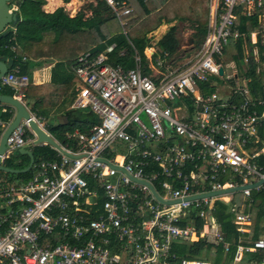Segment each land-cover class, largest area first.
<instances>
[{
    "label": "built area",
    "instance_id": "1",
    "mask_svg": "<svg viewBox=\"0 0 264 264\" xmlns=\"http://www.w3.org/2000/svg\"><path fill=\"white\" fill-rule=\"evenodd\" d=\"M104 2L125 24L119 19L131 9ZM10 10L18 13L16 3ZM252 16L259 25L250 35L264 33V0H208L198 48L187 58L159 51L154 67L152 53L148 71L136 55L132 68L109 65L105 53L113 46L77 56L69 65L76 86L67 111H88L96 122L86 132L64 133L62 142L28 108V77L8 45L0 90L12 94L29 120L20 118L6 137L0 165L19 149L47 145L34 144L29 121L56 147L49 146L54 159L32 163L26 180L0 185V264H213L173 250L199 241L213 253L220 247L223 257L233 248L228 264H264V237L241 236L252 224L246 210L257 204L252 195L264 191V137L258 135L264 105L250 109L261 103L244 89L233 91L242 98L238 105L222 101L215 89L205 91L213 79H225L218 75L225 68L221 57L243 37L238 20ZM8 29L13 41L15 28ZM10 108L0 102V115ZM11 121L0 119V136ZM117 148L122 153L113 155ZM238 187L220 198L238 234L230 243L210 198L194 197Z\"/></svg>",
    "mask_w": 264,
    "mask_h": 264
},
{
    "label": "trees",
    "instance_id": "2",
    "mask_svg": "<svg viewBox=\"0 0 264 264\" xmlns=\"http://www.w3.org/2000/svg\"><path fill=\"white\" fill-rule=\"evenodd\" d=\"M67 3L68 0H61ZM120 1V0H114ZM125 1L131 7L132 12L128 16L135 18L128 23V30L123 35L119 32V24L105 4L104 0H95V6L91 7L90 15L84 18L78 13L72 18H68L62 8L55 9L52 13L41 11L43 0H16L18 16L16 23L10 25L15 28L14 40L10 29H6L0 34V58H10L11 54L5 48L13 45L17 60L14 65H18L21 74H26L31 67H37L40 62L57 61L63 66H69L74 59L91 51L93 54L101 52L106 46L114 45L112 51L107 54V63L111 66L120 65L123 68L132 67V57L134 52L144 61L143 50L147 47L145 35L153 32L162 24H171L178 20H187L193 28L195 40H200L206 32V22L208 13V0H121ZM239 32L247 33L256 26V18H240L238 20ZM174 27H170L167 33L157 42V46L169 55L176 51V40L173 36ZM247 40V37H246ZM260 39L258 38V41ZM235 61L241 65L242 50L241 40L236 43ZM258 61L264 63V45L256 43ZM123 51L122 55L119 53ZM25 57L22 62L21 58ZM39 61V63H38ZM245 71L242 72L244 79H247L246 88L252 98L261 96L264 99V85L259 81V75L255 73L256 64L251 58L245 65ZM72 81L48 86H27L24 97L33 98L32 111L44 119L48 115V110L53 109L66 92H71ZM211 91V90H210ZM8 95H12L8 93ZM62 105V104H61ZM63 105L61 106V109ZM65 116L64 125L56 124L53 128L45 126V130L58 142H62L64 133L78 129L85 132L87 125L92 121L91 115L82 111L61 110L58 113ZM8 118V117H6ZM32 156L34 162L39 159L51 160L55 153L45 147H33ZM38 148L40 151H38ZM17 157H20L19 155ZM10 159V158H9ZM6 160L4 162H7ZM3 162V163H4ZM26 166L21 164L15 169H22ZM22 181L28 178V174L17 175ZM258 198H264V193L256 195ZM224 206L215 203V217L220 224L221 231L228 240L235 236L234 227L229 223V217L223 213ZM210 249V245L203 241L192 244L191 246H178L173 248L179 258H183L187 253L188 258H196L202 250ZM230 255L226 256L224 264H228ZM215 261L213 264H219L221 259V249L216 248Z\"/></svg>",
    "mask_w": 264,
    "mask_h": 264
},
{
    "label": "crops",
    "instance_id": "3",
    "mask_svg": "<svg viewBox=\"0 0 264 264\" xmlns=\"http://www.w3.org/2000/svg\"><path fill=\"white\" fill-rule=\"evenodd\" d=\"M14 1H16V0H14ZM141 1L144 2L145 0H141ZM115 2H117V1H115ZM14 3H12L11 5H13ZM117 3H119V5L122 6V8H130L131 9V7L128 6V4L125 3V1H121L120 0ZM83 4H87L89 6L88 13L87 14L84 13V18H87L90 15V9H91V7L95 6V0H69V2H67V3H62L61 0H43V5L41 6L40 9L44 13H52L55 9L62 8V10L65 12L66 16L68 18H72L73 16H75L76 14L79 13V7L81 5H83ZM207 7H208V4H207ZM131 12H132V9H131ZM252 17H255V16H252ZM134 18H135V16H132L131 17V16H128V15L121 17L119 20L125 21V24H123V25H121L117 19L116 20H117L120 28L123 29ZM255 18H256L257 26L252 31H249L247 33V35L245 33H242L243 34V37L241 39L235 40L232 43H230L226 47V49H225V51H224V53H223V55L221 57L222 62H223V58L225 59V57L230 52H231V54H233L231 56V58H230L231 60H229V62H226L227 64H223V65H225V68L222 70V74H223V77L225 76V79H213V80H216V81L217 80H223V81H225L224 85L221 86V87H223L222 89H223V94H224V99L221 98L222 101H224L226 103L231 102L233 105H238L242 101V98L239 95H234V97H233V91L235 92L236 90L244 89L246 91V95H245L246 98H248L252 103H257V102H260L261 103V105H255L254 107H251L250 108V109H255L256 111L259 112V111H261V109H263L264 99L261 96H257V98H252L250 96V93H249L248 89L246 88V83L248 82V80L247 79H244V77L242 76V72H244L245 69H246L244 66L246 65L247 61L249 60V59H247V57H244V54H246V52H247L246 50L248 48L249 50L251 49L250 51H252V54H251L250 51L248 50L249 53L251 54V57H249V58H251L253 60V62H255V64H256L255 73L261 76V79L259 77V81H260V83L262 85H264V63H260L258 61V54H257V47H256V43L257 42H259L260 46L264 45V33H257L256 35H253V36L250 35L252 32L257 31V27L259 25V22H258L257 17H255ZM183 21H185L186 23H190L187 20H178V21L172 22L171 24H162L157 29H155L153 32H150V33L146 34L145 35V39L146 38L149 39V37H151V38L154 39L153 36H155V35L156 36H160L161 34H162L161 36L163 37L165 35L163 33V31L166 28H170V27L174 26L173 25L174 23H180V22H183ZM207 21H208V13H207ZM263 21H264V19H263ZM238 24H239V22H238ZM206 25H207V22H206ZM6 29H8V27ZM126 31L127 30L123 31L122 34L124 35ZM205 34H206V32H205ZM161 36H160V39L162 38ZM204 36L200 40H196L197 41V45H196V48L195 49L198 48V46L200 45V43H201L202 39L204 38ZM246 37H247V40H246ZM258 38L260 39L259 41H258ZM240 40H241V50H242V61H241V65H238L237 64L238 67H239V70L237 71V68H236V65H235V63H237V62L234 59V57H236V55H237V53H236V47L235 46H236V43L238 41H240ZM110 46H113L114 47L113 44L110 45ZM107 47H109V46H106L99 53H105V49ZM155 51H156V53H155ZM159 51H162V50L159 49L158 47H156L155 44L147 43V47L144 48V50L142 52L143 53V56H144V61L148 62V64H149V60H148L149 55L152 54V53H154V55H156ZM232 51H233V53H232ZM162 52H164V51H162ZM122 53H123V51H121L119 53V55H122ZM225 53H226V55H225ZM107 54L108 53H105L106 59H107ZM134 55H136L135 52H134ZM179 56H180V54H178V53L172 54V57H174V58H178ZM262 56L264 57V53L262 54ZM5 60H6V58H2V57L0 58V61L1 62H5ZM132 62H133V57H132ZM38 63H39V61H38ZM141 63H142V61H141ZM132 67H133V64H132ZM241 67H243L244 69L241 70ZM31 69L32 68L30 67L27 70V73H26V75L28 77V86H41V85H44V86L47 85L48 86L50 83H53V82L55 84H59V83H65V82L67 83V82H70L71 80H73L72 81V87H71L72 90H71V92H68V93L66 92L65 96H62L61 97L62 99L60 101H58L59 104H57L55 107H53V109L48 110V112L50 113V111H53L55 109H58V108H60L63 105L62 110L64 109V110L67 111V107H68L70 101L73 98L74 89H75V86H76V80L72 77V75H71V73L69 71V66H63L59 62L54 61V60L53 61L51 60V61H47L46 63L40 62V64H38L37 67H33L34 71H32ZM127 69H129V68H127ZM228 69L229 70H232L230 76L227 75V70ZM239 74H241V75L238 76ZM230 78L232 79L231 81H229ZM212 85L213 86L206 88L205 91H208V90L209 91L210 90L213 91L215 89V86H214L215 83L212 82ZM8 93H10V92L7 89L0 90V95L11 97V95H8ZM27 100H29V102H30V100L34 101L33 98L26 97L25 98V101H26V104L28 106H29V103L27 102ZM29 107H30V109H32V106H29ZM10 110H11L10 114L0 115V119H2L4 121H8L10 119V121H11L13 119V117H14L15 110H14V108H10ZM74 111H82V112L89 113L88 111H85V110H74ZM89 114L91 115L92 121H90V123L87 125L85 132L87 131V128L91 124H93V123L96 122L95 117H93V115L91 113H89ZM59 116H60L59 114L58 115H55L56 120L58 119L63 124L64 121ZM6 117H8V118H6ZM74 130H78V129H74ZM258 135H259L260 138H263L264 137L263 136L264 135V120H262L260 122V125L258 127ZM47 146H50V145H47ZM43 147H45V146H43ZM24 150L30 151L28 149H24ZM30 152L32 154L34 151H30ZM15 153L18 154V151L13 152L12 155H15ZM18 155L20 156L19 158H21V157H24L25 158V162H26V166H27V164H28L27 157L26 156H22L20 154H18ZM39 160H41V159H39ZM33 162H34V158H33ZM17 163L20 164V161H17ZM15 170H20V169H15ZM27 174H28V172H27ZM230 193H235V192H230ZM230 193L218 194V195L209 196V197H202V198H210V200L212 202V207L214 209H215V203H220L221 205H223L224 206L223 213L226 214L229 217V223H230L231 226H233L231 224V215L228 214L229 205H228V203H226V199L225 200H221L220 199V198H224V197H228L229 198V195L228 194H230ZM260 193H264V191L263 192H260ZM210 194H212V193H210ZM259 194L257 193V194H253L252 195L253 201H257V204L255 206L253 204L250 208L246 209L251 214V218H252V224H251L250 227H248V231H249L248 234L241 235L242 238H244L246 240H254V239L258 238V237H264V225H262V222H264V206H263L264 198H258V197H256V195H259ZM238 196H239V194H236L233 197L234 198L236 197V199L238 200V199H240ZM212 215H213V217L215 218V220L217 222V219L215 217V211L212 213ZM218 225H219L220 232L224 235V233L221 231V227H220V224L219 223H218ZM234 232H235V229H234ZM237 238H238V234L235 232V236L234 237L230 238L229 240L226 238V240L229 241L230 243H234ZM216 248H215L214 254L216 253ZM232 251H233V248H230V252L227 255L231 254ZM227 255H225L223 257L222 256V253H221V257L222 258H226ZM230 257H231V255H230Z\"/></svg>",
    "mask_w": 264,
    "mask_h": 264
},
{
    "label": "rangeland",
    "instance_id": "4",
    "mask_svg": "<svg viewBox=\"0 0 264 264\" xmlns=\"http://www.w3.org/2000/svg\"><path fill=\"white\" fill-rule=\"evenodd\" d=\"M15 1L14 0H10V2H8V7L11 8V4L14 3ZM69 2V0H68ZM89 11V6L87 4H83L79 7V13L83 15L84 17V13L87 14ZM174 26V31H173V36L176 40V43H177V46H176V52L175 53H178L180 55H183V57L187 58L189 57L194 49L196 48V45H197V41L194 39V32H193V28H192V25L191 23H186L185 21L183 22H180V23H174L173 24ZM128 26H125L123 29L119 27V32H123L125 30H128ZM170 28H166L163 33L166 34L167 31L169 30ZM163 34V35H164ZM162 35V34H161ZM160 35V36H161ZM160 36H153V38L149 37L146 38L147 40V43H152V44H155L156 47L157 46V42L158 40L160 39ZM157 37V38H156ZM162 37V36H161ZM156 39V40H155ZM249 49L247 48V52L246 54H244V57H247V59H249V57H251V54H252V51H248ZM233 53V51H232ZM226 55V53H225ZM233 54H231V52L225 57V59L223 58V64H227L226 62H229V60H231V56ZM157 56H159V53H157L156 55H153L152 57V61H151V64L152 66L154 67L155 66V63H154V60L157 58ZM176 62H180V61H176ZM143 65L145 66V71H148L147 70V66L149 65L148 62L146 61H142ZM236 65V68H237V71L239 70V67L237 65V63H235ZM243 66V65H242ZM245 67V66H244ZM244 68L241 67V70H243ZM231 72L232 70H227V75H231ZM241 74H239L238 76H240ZM260 79H261V76L259 75ZM232 79L230 78L229 81H231ZM212 82L215 83V90H216V94L220 97V98H223L224 99V94H223V86L225 81L223 80H213ZM232 83V82H231ZM27 102L29 103V106H32L33 105V101L30 100H27ZM28 106V108H30ZM61 107L58 108V109H55L53 111H50V113L48 112L49 115H47V117H45L44 119L41 120V123L44 125V128L46 126L47 127H51L53 128L56 124H57V120H56V117L55 115H58V113L61 111ZM48 148L50 149V147L48 146ZM27 149L30 150V151H34V148L32 146H27ZM38 151H40V149L38 148ZM122 153V151L120 150V148H117L116 150H114L113 152V155H116V154H120ZM18 154L15 153V155H11L9 161L7 162H4L3 164H1L0 166L2 168H7V169H15L16 167H19L21 164H24L25 163V158L24 157H17ZM17 161H20V164L17 163ZM21 179H19L17 177L16 174H10V173H6L4 171H0V185H4L6 187H8L9 185H12L14 184L15 182H19ZM236 199V197H235ZM262 225H264V222H262ZM215 254L211 251V249H208V250H202L198 253L197 257L194 258L192 257L191 259H197V260H200V261H207L209 263H213L215 261ZM187 259H190V258H187ZM225 260L226 258H222L220 259V262H223L225 263Z\"/></svg>",
    "mask_w": 264,
    "mask_h": 264
},
{
    "label": "water",
    "instance_id": "5",
    "mask_svg": "<svg viewBox=\"0 0 264 264\" xmlns=\"http://www.w3.org/2000/svg\"><path fill=\"white\" fill-rule=\"evenodd\" d=\"M8 2H10V0H0V34L3 31H5V29L7 27H9L10 25H14L16 23V20H17L18 13L15 12V11L10 10V8L8 7ZM5 71H6L5 63L0 61V77L5 73ZM218 75L219 76L222 75V68L218 69ZM0 102L12 106L14 108V110H15V114H14V117H13L12 121L9 123V125L6 127V129L4 130V132L0 136V158H1V156L3 154V151L5 149L6 137L10 134V132L17 125V123H18L20 118H23L25 120H29V116L25 112L23 107L19 103H17L14 99H12L11 97L0 95ZM60 118L64 121L63 124H65L66 123L65 116H62ZM57 121H58L57 122L58 125H63L58 119H57ZM29 126H30L31 130L34 132V134H35V136L37 138L34 141L35 145L39 144V143H45L47 145L56 147L55 144L53 143V141L48 137V135H46L32 121H29ZM18 154L27 157L28 164H27V166L25 168L20 169V170H15V169L13 170V169L2 168L0 166V171H4L6 173L16 174V175L27 173L29 168H30V166L33 163V156H32L30 151H26L24 149H19L18 150ZM257 184H259V183H257ZM257 184H254L252 186H255ZM149 188H150V186H149ZM150 190L154 194V192L152 191L151 188H150ZM238 190H240L239 187L238 188H234V189H230V190L219 191L217 193L196 196L194 198L209 197V196H214V195H218V194L236 192Z\"/></svg>",
    "mask_w": 264,
    "mask_h": 264
}]
</instances>
